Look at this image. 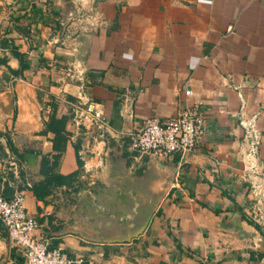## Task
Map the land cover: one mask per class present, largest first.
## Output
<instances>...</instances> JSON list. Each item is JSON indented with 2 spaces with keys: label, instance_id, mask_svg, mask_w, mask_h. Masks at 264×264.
<instances>
[{
  "label": "crops",
  "instance_id": "0c3cea01",
  "mask_svg": "<svg viewBox=\"0 0 264 264\" xmlns=\"http://www.w3.org/2000/svg\"><path fill=\"white\" fill-rule=\"evenodd\" d=\"M96 8L95 27L66 34L69 0H0V196L20 190L36 235L85 264H264V200L245 172L254 140L239 125L256 116L254 164L264 170V0H99ZM18 55L31 64L26 79L9 71ZM80 91L101 109L100 126L73 125ZM185 108L202 113L203 141L160 160L176 176L141 235L113 244L51 236L44 220L54 221L57 191L97 174L108 147L144 165L151 155L134 149L144 121L167 122ZM51 116L71 134L62 154L43 132ZM59 154L55 175H43ZM133 189L147 188L137 180ZM98 221L100 237L113 238L133 234L141 218L133 227ZM23 263L0 223V264Z\"/></svg>",
  "mask_w": 264,
  "mask_h": 264
},
{
  "label": "built area",
  "instance_id": "2783aa9c",
  "mask_svg": "<svg viewBox=\"0 0 264 264\" xmlns=\"http://www.w3.org/2000/svg\"><path fill=\"white\" fill-rule=\"evenodd\" d=\"M98 1L69 0L71 9L63 22V33L68 34L75 28L85 31L95 27L99 23L96 8ZM71 115L76 128L85 124L100 126L103 122V113L98 104L90 100L84 91H80L72 105ZM256 120V116L249 120L240 119L239 125L254 140L246 154L251 165L245 172L249 177L250 191L257 202H260L261 199L264 200V170H258L254 164L258 146ZM204 134L202 113L196 108H185L167 122H159L153 118L145 120L141 130L134 135V149L140 156L151 155L159 160H166L173 154L184 155L195 150L203 141ZM24 201L25 197L20 190L13 191L11 200L0 196V223L22 257L23 264H85L82 257L71 259L61 248L51 247L47 239L36 235L39 222L27 213Z\"/></svg>",
  "mask_w": 264,
  "mask_h": 264
},
{
  "label": "water",
  "instance_id": "95a60500",
  "mask_svg": "<svg viewBox=\"0 0 264 264\" xmlns=\"http://www.w3.org/2000/svg\"><path fill=\"white\" fill-rule=\"evenodd\" d=\"M103 159L104 166L97 174L84 173V184L70 179V183L64 185V193L57 191L53 200H50L54 206V221L46 218L44 227L51 232L52 237L73 234L86 241L102 244L124 243L136 239L146 230L170 190L177 172L175 165H164L155 156H148V162L144 165L143 162L137 163L140 160L131 163L128 157L120 152L116 153L113 147L106 149ZM140 169L141 175H138ZM153 170L156 179L147 184V176ZM137 180L147 189L135 191L133 186ZM93 187L95 190H92ZM148 192L152 195L149 196ZM130 201L134 205L127 210L126 206ZM137 217L141 218L139 228L127 236L103 238L94 229L100 223L99 219H111L121 226L126 224L133 227V221Z\"/></svg>",
  "mask_w": 264,
  "mask_h": 264
},
{
  "label": "trees",
  "instance_id": "16d2710c",
  "mask_svg": "<svg viewBox=\"0 0 264 264\" xmlns=\"http://www.w3.org/2000/svg\"><path fill=\"white\" fill-rule=\"evenodd\" d=\"M19 57V69L16 71H13L9 68V71L13 75H20L22 79H26V77L23 75L24 71H29L31 68V64L29 61L26 60L24 55H18ZM45 129L43 130L44 133H52L54 135V138L51 140L52 143V149L55 152L64 153L66 150L67 143L70 140L71 134L66 128V120L64 118L57 119L55 116H51L49 120L45 123ZM9 147L12 149V145L10 142H8ZM59 156H53V161L51 163L47 162V166L42 167L41 173L43 175H55L53 170L56 168L57 159L60 158ZM59 157V158H58ZM46 164V161H44ZM160 215V212L157 213V216ZM176 245V249L180 252H183L184 249L179 245L175 240H173Z\"/></svg>",
  "mask_w": 264,
  "mask_h": 264
}]
</instances>
